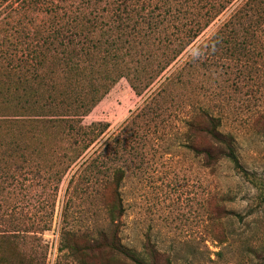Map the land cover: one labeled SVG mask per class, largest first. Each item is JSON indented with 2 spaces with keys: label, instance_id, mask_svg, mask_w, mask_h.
I'll use <instances>...</instances> for the list:
<instances>
[{
  "label": "rangeland",
  "instance_id": "rangeland-1",
  "mask_svg": "<svg viewBox=\"0 0 264 264\" xmlns=\"http://www.w3.org/2000/svg\"><path fill=\"white\" fill-rule=\"evenodd\" d=\"M242 1L235 0L142 95L126 77L118 78L81 117V125L100 122L106 130L60 181L58 157L46 146L26 154L19 182L7 179L0 186V212H10L7 204L20 206L12 213L34 223L30 230L47 246L46 264L73 262L58 248L62 232L74 230L89 238L100 230L114 233L140 257L145 245L154 246L159 264H264V1L260 11L250 9L249 20L235 21L234 36L208 41ZM21 38L28 41V34ZM196 107L220 117L221 130L235 139L242 169L227 159L206 167L198 150L186 146V122ZM49 125L44 132L53 138L59 128ZM208 142L203 134L194 140L197 149ZM69 148L64 152L71 161L79 151ZM8 161L13 171V158ZM115 167L125 174L119 189L123 214L113 222L106 205L117 195L112 186L102 189L101 181ZM38 246L34 264H40ZM4 252L9 264H18L3 248L0 258ZM105 255L92 264H104ZM107 264L134 263L112 255Z\"/></svg>",
  "mask_w": 264,
  "mask_h": 264
},
{
  "label": "trees",
  "instance_id": "trees-1",
  "mask_svg": "<svg viewBox=\"0 0 264 264\" xmlns=\"http://www.w3.org/2000/svg\"><path fill=\"white\" fill-rule=\"evenodd\" d=\"M234 1L0 0V186L3 188L7 179L19 182L17 173L26 154L46 146L58 157L55 175L60 181L70 163L106 130L107 125L100 122L81 125V117L112 84L126 77L142 95ZM263 1L243 0L209 43L225 34L234 36L235 21L244 22L247 16L249 20L250 9L260 11ZM259 16L264 19V12ZM243 29L248 33V27ZM23 32L28 41L21 38ZM47 123L52 129L59 128L53 138L44 132ZM186 123V146L198 150L206 167L213 168L227 159L234 167L243 168L235 139L221 130L220 117L196 107ZM199 134L209 138L201 149L194 143ZM73 145L79 153L70 161L71 156L64 151ZM10 157L16 164L13 171L9 169ZM124 174L123 168L115 167L111 176L101 181L102 189L112 186L117 195L106 205L113 222L123 214L119 189ZM6 206L11 210L0 212V248L13 252L18 264H34L39 245L40 264H46L47 246H40L41 238L30 230L34 223L12 213L21 209L18 204ZM144 247L146 255L140 257L120 244L114 233L100 230L96 238H89L86 231L74 230L62 232L58 249L67 250L73 261L68 264H92L105 253L108 261L109 256L117 255L134 264H159L160 252L151 245ZM1 257L0 264L10 263L8 253Z\"/></svg>",
  "mask_w": 264,
  "mask_h": 264
}]
</instances>
